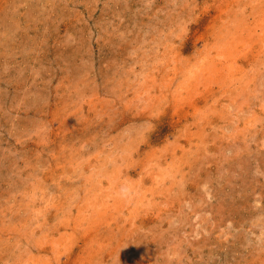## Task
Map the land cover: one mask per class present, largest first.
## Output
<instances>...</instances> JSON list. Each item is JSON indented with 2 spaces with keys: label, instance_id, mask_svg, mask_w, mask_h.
Instances as JSON below:
<instances>
[{
  "label": "rangeland",
  "instance_id": "obj_1",
  "mask_svg": "<svg viewBox=\"0 0 264 264\" xmlns=\"http://www.w3.org/2000/svg\"><path fill=\"white\" fill-rule=\"evenodd\" d=\"M0 264H264V0H0Z\"/></svg>",
  "mask_w": 264,
  "mask_h": 264
}]
</instances>
